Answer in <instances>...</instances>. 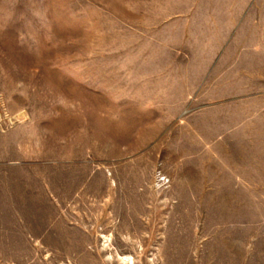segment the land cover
<instances>
[{
    "label": "rangeland",
    "instance_id": "374dc122",
    "mask_svg": "<svg viewBox=\"0 0 264 264\" xmlns=\"http://www.w3.org/2000/svg\"><path fill=\"white\" fill-rule=\"evenodd\" d=\"M0 264H264V0H0Z\"/></svg>",
    "mask_w": 264,
    "mask_h": 264
}]
</instances>
